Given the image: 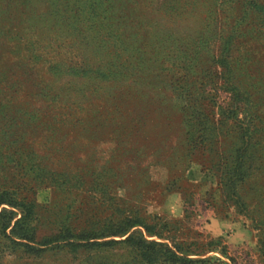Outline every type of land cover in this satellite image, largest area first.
Listing matches in <instances>:
<instances>
[{"label": "rangeland", "instance_id": "rangeland-1", "mask_svg": "<svg viewBox=\"0 0 264 264\" xmlns=\"http://www.w3.org/2000/svg\"><path fill=\"white\" fill-rule=\"evenodd\" d=\"M102 1L0 0V264H264V87L233 99L231 0ZM92 4L124 11L112 60Z\"/></svg>", "mask_w": 264, "mask_h": 264}, {"label": "trees", "instance_id": "trees-1", "mask_svg": "<svg viewBox=\"0 0 264 264\" xmlns=\"http://www.w3.org/2000/svg\"><path fill=\"white\" fill-rule=\"evenodd\" d=\"M115 4V8L117 9H126L127 13H131V9L128 7L129 0H110ZM104 2L101 0V4ZM231 5V6H230ZM228 7H230L231 11L237 12L236 14H230L229 17H225V19L229 20L230 22L234 20L232 23L228 22L227 26L229 25V29L227 32L229 33L226 37L223 38V41L225 43V50H223V55L225 54L224 58L219 61L221 62L225 68L229 72L225 73V75L229 78V80H233V76L230 74L229 66H231L233 63H238L239 67L237 70L233 71H240L239 74V80H236L237 86H231V91L233 92V99H235L236 103H239V101L243 100L248 104L250 100L252 99L253 95L251 93L252 90H243L241 93L240 90L242 87H239V85L242 83L243 79L250 80V86L251 89L255 91V93H263L261 90V85L264 87V83L260 82L257 77L260 74H264L259 72L257 67H255V64H252V62L249 61L250 55L253 54V50H246L243 43L240 42V39H246V42H248L247 31L249 30L248 26L250 23L256 24L257 30H260L264 33V15L263 16H256V12L260 11L261 13H264V3L259 2V0H231V4ZM114 10V9H113ZM90 11L92 13L99 12L100 16L97 18L95 17V20L99 22L98 27L101 28L104 31V36H107V42L106 44H109L111 42V46H107L106 52L104 57H108L111 60L114 59L112 56V52H110V47L113 49H116L117 51H120L119 45L120 42L123 40L121 39V33L124 32V30L128 29V24L121 19V15L124 13V11H121L120 17H114L113 20L115 22V25L113 24L112 15L108 12V8H104L103 6H99L98 4H92ZM143 34L141 36L142 43L146 42L148 40V37L150 34H152V22H150L146 28L143 29ZM170 36L176 37V34H171ZM142 44H140L141 46ZM110 60V61H111ZM233 62V63H232ZM241 62H245V65H241ZM251 64L250 69H248V65ZM247 65V66H246ZM255 81H257L258 86H253L255 84ZM114 86H111L109 88V91L111 94L107 95L109 100L116 101L114 107L116 106H124L125 100L123 95H119L117 93H113ZM128 92V91H127ZM133 93V91H131ZM121 94H124L121 92ZM130 97V93L127 94ZM243 95L246 96L245 99H243ZM123 98V101L121 103H117L120 99ZM206 100L208 98H205ZM209 103H213V105L216 104L215 97L208 99ZM46 109H51V105H46ZM53 110V109H51ZM124 121V119L122 120ZM54 123H59L58 121H55ZM112 127H120L123 122H115V120L111 121ZM79 124H83L81 121H79ZM2 203H0L1 205ZM172 257L176 258V256L172 253ZM191 263V262H188Z\"/></svg>", "mask_w": 264, "mask_h": 264}]
</instances>
